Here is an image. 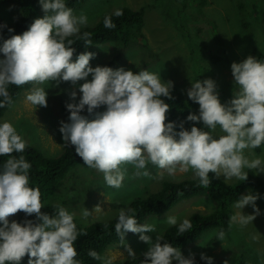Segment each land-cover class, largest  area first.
<instances>
[{
    "label": "clouds",
    "instance_id": "9594fccd",
    "mask_svg": "<svg viewBox=\"0 0 264 264\" xmlns=\"http://www.w3.org/2000/svg\"><path fill=\"white\" fill-rule=\"evenodd\" d=\"M45 15L37 18L22 35H13L3 42L0 52V108L10 106L12 99L8 85L21 86L29 82L43 84L46 81L71 82L79 85L82 97L79 103L66 104L70 112V122H60L63 145L74 146L76 154L90 169L103 173L109 187L120 188L127 168L134 167V177L144 176L163 179L165 172L175 176L179 171L193 172L199 185L208 187L210 173L215 178L225 177V182L236 178L247 181L245 168L264 173V161L260 158L250 160L245 150L256 149L264 144V61L249 56L242 62L231 65L234 77V98L222 104L217 92V84L212 79L197 80L187 90L189 99L199 104V114H189L187 121L194 122L190 130L184 122L176 131L175 122H166L169 104L162 97L172 99L174 88L172 81L162 80L160 73L148 70L134 73L121 67L114 70L108 66H90L95 57L93 52L79 54L75 62V48L71 36L80 33L81 26L88 24V17L81 13L75 15L66 6L64 0H40ZM114 15H123L116 10ZM104 27L115 29L110 16L104 19ZM9 31H14L9 29ZM91 34L84 32L85 46L92 45ZM92 76L91 81L87 78ZM75 100L76 91L71 92ZM48 93L44 88H37L26 99L35 106H48ZM87 106V112L95 115L89 120L81 113ZM106 106L103 112L96 109ZM202 123L212 131H204L195 126ZM220 128L224 133L214 136ZM26 141L19 135L10 122L0 124V156L11 158L3 164L0 171V264H20L29 256L28 264H80L74 242L78 235L74 214L62 206H56L54 215L43 213L40 189L29 186L31 164L23 155L16 158L11 154L23 153ZM159 170L156 176L147 170L148 164ZM259 195L251 193L241 195L234 207L241 211L230 217L231 223L241 227L253 222L260 209L256 201ZM251 205L254 214L245 215L243 209ZM97 206L95 211H100ZM24 212L27 216L35 214L36 220L23 222L9 221V217ZM132 209L121 208L115 232L124 242L128 232L140 233V240L150 247L144 253V264H196L195 254L184 256L179 248L173 247L157 235L156 241L144 235L155 232V225H139ZM92 212L83 211L84 218ZM166 223L177 225L175 216H168ZM192 228V223L184 219L179 224V234ZM224 232L218 233V240L224 239ZM128 253L135 257V252L128 247ZM88 255L104 264H112L111 259L101 257L96 251ZM206 264H213L214 258L201 253ZM225 264H228L225 261Z\"/></svg>",
    "mask_w": 264,
    "mask_h": 264
},
{
    "label": "rangeland",
    "instance_id": "374dc122",
    "mask_svg": "<svg viewBox=\"0 0 264 264\" xmlns=\"http://www.w3.org/2000/svg\"><path fill=\"white\" fill-rule=\"evenodd\" d=\"M38 1L40 16L43 18L45 13L40 0ZM194 1L196 2V0H188L184 7L183 0H85L80 8L72 9L75 15L84 13L88 17V24L81 26L80 32L95 29L103 18L114 14L118 9L129 8L139 11L144 8L146 12L142 38H140V33H132L131 30V32L123 33L119 40L95 44L85 51L95 53L90 66L93 68L108 66L114 70L123 67L134 73L143 70L160 73L162 80L172 81L174 86L188 97L187 90L191 88L192 82L214 77L212 63L207 57L211 51L216 52L221 43L213 40V44H208L206 50L201 48V40L215 37L210 23L214 21L218 24L219 35L223 37L224 42H227L228 47L227 54L224 55V58L228 56L227 62L215 67V73L222 80L220 82L216 79L223 85L228 80L233 81L231 65L234 62H242L249 56L255 57L252 51L256 46L264 49V0H209L208 5L202 10L203 16L199 14V6L194 7L197 5ZM237 5L239 8L240 6L244 8L240 10ZM22 15L21 8L16 4L0 5V30L3 27L14 26ZM194 18L199 21L195 22ZM243 23L258 26L257 32L249 37L242 35V28L238 27H241ZM200 27L203 28L202 32L199 31ZM2 46L0 39V48ZM78 56H73V62ZM0 59H3L2 52H0ZM207 65L211 68H207ZM91 79L92 76L89 75L87 80L91 81ZM84 82L86 81H79L76 86L71 82H61L59 86H56L53 81H46L43 84L29 82L31 88L21 94L1 119V124L6 121L10 122L26 141V147L32 146L42 150L48 156H58L66 147L63 145L62 133L59 131L60 122H68L63 109L68 103H79L82 97L79 85ZM37 88H44L48 93L46 108L35 106L26 99L27 95ZM72 91L77 93L75 100L71 98ZM233 98V89L229 94L219 93L222 104L227 105ZM105 110L106 106H101L96 109V112ZM81 114H87L89 120L95 118L94 114L90 115L87 112V106ZM223 134L219 127L213 133L217 137ZM245 155L250 160L260 158L264 161V152L256 154L253 149H246ZM122 167L127 168V174L122 186L118 189L107 186L103 173L98 170L80 166L72 171L58 191L66 201L62 207L74 214L76 221L88 225L118 217L121 208L128 209L133 201L145 198L148 194L159 190L165 181L195 180L191 170L186 173L178 171L175 176H169L165 172L163 179H153L144 176L134 177L135 169L130 164L122 165ZM147 170L152 176H156L161 171L150 163ZM246 170L251 169L245 168L244 171ZM253 171L264 179V173H259L258 170ZM221 178L224 181L226 179L223 176ZM240 181L233 178L225 183L234 185ZM249 193L257 194L247 189L244 195ZM52 204H57V202L53 200ZM256 204L260 209V215L253 222L243 227L238 223H232L224 239L216 240L211 246L209 243L215 239L216 232L210 230L182 249V254L187 257L190 253H194L195 261L202 260L200 254L205 253L214 258L213 262L232 257H243L248 264H264V200L260 195ZM43 205L46 207L47 203L44 202ZM97 206L101 208L98 212L95 211ZM218 207V200L209 194L182 200L160 216H148L143 224L155 225V232L143 234L150 236L155 242L157 235L164 237L165 231L172 227L166 223L167 215L175 216L179 224L184 219L189 220L195 213L210 214ZM85 208L92 212L88 218L82 215ZM234 211L237 214L241 210L234 207ZM242 211L245 215L254 214L251 205L245 206ZM9 221L18 222L17 214L10 216ZM2 226L0 222V227ZM140 235V233L132 232L126 234L124 242L110 247L103 258L111 259L112 264L123 260L145 258L144 253L148 251L150 245L141 241ZM128 247L135 252V257L129 255ZM20 264L28 263L20 262ZM102 264H104L103 260ZM173 264L177 262L174 261Z\"/></svg>",
    "mask_w": 264,
    "mask_h": 264
},
{
    "label": "trees",
    "instance_id": "16d2710c",
    "mask_svg": "<svg viewBox=\"0 0 264 264\" xmlns=\"http://www.w3.org/2000/svg\"><path fill=\"white\" fill-rule=\"evenodd\" d=\"M85 0H65L67 7L71 9H78L81 7L82 3ZM195 2V1H194ZM197 5L199 6L200 16H203V9L208 5L209 0H196ZM195 2V4H196ZM5 3H11L18 5L22 10V17L16 22L12 27H3L0 30V39L3 43L5 40L11 38L13 35H22L27 31L30 25L34 22L35 19L41 18L40 8L38 0H0V5ZM188 0H183L184 7L187 5ZM238 9L244 8L243 6L237 5ZM123 15L117 17L112 14L113 23L116 25L115 29H108L104 27V19L101 20V23L95 28L90 30L81 31L78 36H82L84 32L91 34L92 45L86 47L83 39H79L77 35L71 36L68 39L73 40V47L75 52L73 56L84 53L86 50L90 49L95 44L107 43L112 40H119L123 33L131 32L140 33V38H142V31L145 24V9L141 8L139 11H133L129 8L121 9ZM243 11V10H242ZM250 15V14H249ZM252 16V15H250ZM195 22H198V19H195ZM211 27L215 37L208 38L202 41V50H206L208 44H213V40L221 43L216 49V52L211 51L209 57H207L211 63L214 70V80L217 84V91L221 94H229L232 89L234 92V80L226 81L223 84H220L222 78L215 73V67L218 64H223L227 62V57L224 58V55L227 54L228 47L227 42H224V39L218 32V24L214 21H211ZM242 35L253 36L257 30L258 26H253L252 24L241 25ZM13 29L14 31H9ZM123 29V30H122ZM203 28H199V31L202 32ZM264 30V29H263ZM114 31V33H112ZM223 43V44H222ZM253 54L255 58L264 61V49L262 47H255L253 49ZM207 68L211 66L207 65ZM220 80V82L217 79ZM31 88L30 83H26L21 86L8 85V91L10 93L12 104L10 106H5L0 108V124L1 119L5 116L7 111L12 107V105L18 100L21 94ZM172 99L167 97H162L166 103L169 104V111L167 115L166 122H175L177 127L176 131H179V125L181 122H184V127L188 130L191 129L194 122L187 121L189 114L195 113L199 114V104L191 101L185 93L180 91L176 86L171 91ZM2 99V98H0ZM221 101V100H220ZM63 113L69 121L70 112L64 108ZM86 117L87 114H82ZM195 126L201 127L204 131L211 132V129H208L203 126L202 123L196 124ZM256 154H262L264 152V144L260 147L253 149ZM12 156L19 158L23 155L27 162L31 164L29 170V186L33 188H39L41 192V202L47 203V206L42 208L43 213L54 215L57 211L56 206H64L66 201L64 197L59 195V189L64 185L69 173L75 171L80 166L87 167L81 157H79L74 146L66 145V147L60 152L58 156H48L42 150L36 149L32 146H27L23 153H12ZM11 158L10 156H0V171H2L3 164L7 159ZM248 175L247 181H240L234 185H227L225 181L220 177L219 179L215 178V174L210 173V180L212 183L208 187H203L199 185V180L191 181H175L169 180L165 181L159 190L148 194L145 198L137 199L133 201L128 209L133 211L129 213L137 219V223L142 225L145 219L148 216L152 215H162L172 209L177 203L185 199H191L195 196L202 194H209L214 196L218 202V209L210 214L195 213L189 221L192 223V228L187 230L184 234H179L178 227L179 224L170 227L165 231L163 242L170 243L173 247L179 248L180 250L184 249L187 245L198 240L203 234L210 230L216 232L215 239H213L209 245L211 246L216 240H218V233L223 230L224 234L230 229L231 222L230 217L235 215L234 205L239 200L241 195H244L247 189L254 191L259 194L264 200V179L262 176L256 174L252 169L246 170ZM57 202V204H52V201ZM127 209V208H126ZM18 222H23L25 220H36L35 214L32 216H27L24 212L17 213ZM118 222V217L107 220L96 222L88 225H84L74 219V223L77 225L78 233H86L78 235L77 240L74 242V247L77 249V257L75 258L80 262V264H102V260H96L88 255L89 251H96L101 257L105 252L112 246L120 244L122 242L120 237L115 232V224ZM182 223V222H181ZM131 233V232H128ZM126 233V234H128ZM125 234V235H126ZM145 258H137L130 260H123L117 262L116 264H144ZM29 256L25 257L20 261L22 263H28ZM225 261L228 264H248L243 257H232L229 259H224L221 261H215L213 264H225ZM115 264V263H114ZM196 264H206L204 260H197Z\"/></svg>",
    "mask_w": 264,
    "mask_h": 264
}]
</instances>
